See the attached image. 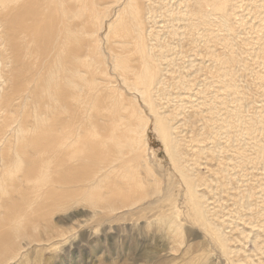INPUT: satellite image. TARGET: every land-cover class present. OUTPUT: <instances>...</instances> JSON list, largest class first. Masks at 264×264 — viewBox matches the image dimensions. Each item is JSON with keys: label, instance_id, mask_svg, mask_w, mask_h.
<instances>
[{"label": "rangeland", "instance_id": "rangeland-1", "mask_svg": "<svg viewBox=\"0 0 264 264\" xmlns=\"http://www.w3.org/2000/svg\"><path fill=\"white\" fill-rule=\"evenodd\" d=\"M107 1L99 6L100 17L91 21L87 35L93 49L92 61L82 57L86 66L81 64L80 70L88 79L99 83L102 94L98 105L108 129L117 126L121 116L141 127L145 121L139 120L136 107L143 111V117L149 118L147 144L145 142L142 151L155 169V178L149 177L150 181L145 180V183L150 187L149 183L159 180L161 197L171 183V195L169 200L161 202L163 208L144 210L141 215L119 221L120 224H77L76 219L90 216L87 213L91 209L87 206L86 214L71 222L58 223L59 229H75L73 236L80 238L77 248L70 249V242H63L58 249L57 244L50 243L24 248L20 242L17 254L11 255L15 259L8 257L7 264H19L22 260L23 264H264V58L259 47L262 42L259 37L263 34L260 28L264 17L263 0H233L236 6L231 8L227 18L208 8L207 23L196 27L195 0H139L146 15L143 36L155 54L157 85L153 97L157 99L158 112L180 128L175 137L187 161L184 165L195 179L210 222L226 237L228 257L222 255L210 234L191 217L185 199V183L155 129V116L140 95L130 90L112 68L108 40L116 44L120 39L109 29V24L123 6H116L115 0ZM108 7L113 8L110 16ZM116 7L118 10H114ZM1 22L0 179L2 188L10 193L15 180L6 178L5 181V177L17 154L25 163L29 158L39 159L36 151L45 144L42 138L53 136L43 130L52 122H58L59 114L73 108L49 102V96H58L55 85H40L36 97L31 95L35 87H32L31 77L36 66L28 63L35 58L24 56L23 62L15 63L14 51L4 40L7 26ZM88 64L96 68L94 73H90L92 67ZM28 67L32 68L15 74ZM16 89L21 90L20 95ZM38 95L40 100L35 102ZM7 96H11L12 105L4 108L2 101ZM69 100L71 98H66L67 102ZM117 106L125 109L120 116L114 114ZM58 130L64 132L62 129L48 132L55 135ZM88 139V135L82 136L80 145H86ZM150 188L152 192L153 186ZM151 192L148 195L153 198ZM138 193L142 195L145 191L140 189ZM146 200L138 207H146ZM174 200L183 224L182 233L173 235L172 239L163 236L162 240L153 241L152 232L164 235L166 228L154 218ZM3 209L4 206L0 211ZM161 246L172 247L171 255L156 254Z\"/></svg>", "mask_w": 264, "mask_h": 264}, {"label": "bare ground", "instance_id": "bare-ground-1", "mask_svg": "<svg viewBox=\"0 0 264 264\" xmlns=\"http://www.w3.org/2000/svg\"><path fill=\"white\" fill-rule=\"evenodd\" d=\"M107 2V0H97L93 3L87 0H0V20L7 26L4 40L14 51L15 63L19 65L23 62L24 56L35 58L28 63L29 66L31 64L32 67L36 66L31 77L32 87L35 85L31 89V95L36 97V90L40 85H55L58 87V96H49V102L59 104L61 107L68 104L69 108H73L65 114H59L58 122H52L45 127L43 133L53 136L42 138L45 144L36 151L39 159L29 158L25 163L17 154L5 177V181L6 178L15 180L10 193L2 188L3 180L0 179V210L3 206L5 209L0 211V264H7L6 259L17 254L20 242H23L24 248L33 244L50 243L57 244L58 249L59 245L63 246V242L66 244L70 242V249L77 248V241H80V238L73 236L75 229L73 227L67 230L59 229L58 223L71 222L77 216L86 214L87 206L91 209L87 213L90 216L83 220L76 219L77 224L96 223L103 226L113 222L120 224L119 221L141 215L144 210L163 208L160 206L161 202L169 200L173 187L171 183L162 197L160 196L162 193L159 195L160 181L155 179L149 183L150 187L153 186V198L148 195L151 191L145 183L149 177L155 178V169L145 159L143 152L149 118L143 117V111L136 107L139 120L145 121L141 127L138 124H131L127 117L121 116L120 123L108 129L102 119L104 114L98 105V99L102 94L99 83L88 79L80 70V65H84L82 57L92 61L93 49L90 47V39H87L91 21L99 19L98 8ZM114 2L116 6L121 4L123 7L119 8L116 19L109 24V29L120 39L117 45L108 40V47L112 53V68L130 90L140 95L149 112L155 116V129L175 170L185 183V199L191 217L210 234L223 252L222 255L228 257L226 237L210 222L203 199L197 193L195 179L184 165L187 161L181 152L179 140L175 137L180 128L174 127L167 116L158 112L157 99L154 100L153 97L157 85L155 54L150 51L143 36L146 15L140 1ZM234 6L236 3L233 0H195L194 15L198 21L194 26L207 23L209 16L206 9L210 8L211 12L227 18ZM111 7L107 9L108 16L112 13ZM115 9L118 10L117 7ZM102 22L101 20V26ZM261 22L263 34L259 37L262 41L259 42V47L264 58V17ZM118 23H122V26L118 27ZM32 67L22 68L15 74L20 75L25 69ZM95 71L96 68L92 67L90 73ZM227 86L231 88V85ZM22 88L26 89L25 86ZM17 89L15 92L20 95L18 91L21 90ZM66 98L71 100L67 102ZM39 100L40 95L35 102ZM2 103L4 108H9L12 105L11 96L3 98ZM122 111L125 109L117 106L114 114L120 116ZM37 119L39 120L40 116ZM57 129L64 132L58 130L55 135L48 132ZM87 135L89 141L86 145H80L81 137ZM191 141L193 143L192 139ZM140 189L145 193L139 195ZM14 193L20 198L16 199ZM3 196L7 197V201ZM148 196L150 199L146 200ZM145 200L148 201L147 206L138 207L139 203ZM172 202L171 206H167L168 209L165 207V210H160L156 219L154 218V221H159L166 228L164 235L153 231V241L162 240L163 236L172 239L173 235L183 231L177 202L176 200ZM5 203L8 206H5ZM137 219L138 217L136 221ZM170 249L172 250V247L163 246L162 249H157L156 254L170 256ZM9 259L13 260L15 256ZM19 264H23V260Z\"/></svg>", "mask_w": 264, "mask_h": 264}]
</instances>
